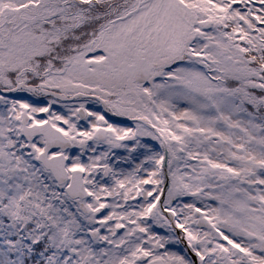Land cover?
Masks as SVG:
<instances>
[{
  "label": "snow or ice",
  "instance_id": "obj_1",
  "mask_svg": "<svg viewBox=\"0 0 264 264\" xmlns=\"http://www.w3.org/2000/svg\"><path fill=\"white\" fill-rule=\"evenodd\" d=\"M0 264H264V0H0Z\"/></svg>",
  "mask_w": 264,
  "mask_h": 264
},
{
  "label": "rangeland",
  "instance_id": "obj_2",
  "mask_svg": "<svg viewBox=\"0 0 264 264\" xmlns=\"http://www.w3.org/2000/svg\"><path fill=\"white\" fill-rule=\"evenodd\" d=\"M125 167H127V165H125Z\"/></svg>",
  "mask_w": 264,
  "mask_h": 264
}]
</instances>
